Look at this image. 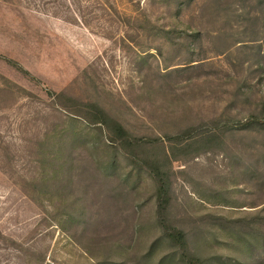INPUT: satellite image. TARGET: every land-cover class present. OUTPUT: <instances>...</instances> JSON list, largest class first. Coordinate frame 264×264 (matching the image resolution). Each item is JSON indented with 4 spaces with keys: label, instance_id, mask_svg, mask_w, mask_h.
I'll use <instances>...</instances> for the list:
<instances>
[{
    "label": "rangeland",
    "instance_id": "obj_1",
    "mask_svg": "<svg viewBox=\"0 0 264 264\" xmlns=\"http://www.w3.org/2000/svg\"><path fill=\"white\" fill-rule=\"evenodd\" d=\"M190 258L264 264V0H0V264Z\"/></svg>",
    "mask_w": 264,
    "mask_h": 264
},
{
    "label": "trees",
    "instance_id": "obj_2",
    "mask_svg": "<svg viewBox=\"0 0 264 264\" xmlns=\"http://www.w3.org/2000/svg\"><path fill=\"white\" fill-rule=\"evenodd\" d=\"M96 124H106L107 122L103 118V116H96L95 120H93ZM107 125V124H106ZM114 135L117 137L118 141L124 145L132 146L135 144V138L132 140V136L128 133V131L124 128V126L120 123H115V128H112ZM156 175L158 177L159 181V191L161 197L166 196L167 194V185L165 184V181L162 179V174L159 172V169L156 170ZM174 239H176L178 242L182 243L185 241V234L183 232H179L176 234H173ZM189 264H203V262L199 258H190Z\"/></svg>",
    "mask_w": 264,
    "mask_h": 264
}]
</instances>
